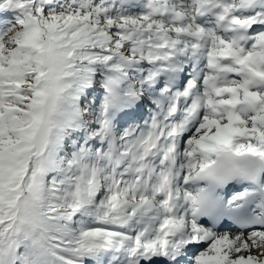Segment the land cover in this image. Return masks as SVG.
<instances>
[{"label": "snow or ice", "instance_id": "1", "mask_svg": "<svg viewBox=\"0 0 264 264\" xmlns=\"http://www.w3.org/2000/svg\"><path fill=\"white\" fill-rule=\"evenodd\" d=\"M0 264H264V0H0Z\"/></svg>", "mask_w": 264, "mask_h": 264}]
</instances>
